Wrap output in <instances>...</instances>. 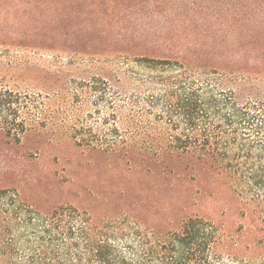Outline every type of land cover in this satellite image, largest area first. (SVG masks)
Segmentation results:
<instances>
[{
  "label": "rangeland",
  "instance_id": "obj_1",
  "mask_svg": "<svg viewBox=\"0 0 264 264\" xmlns=\"http://www.w3.org/2000/svg\"><path fill=\"white\" fill-rule=\"evenodd\" d=\"M192 1L0 0V76L12 89L63 91L66 107L57 117L84 124L100 123L108 111L97 89L103 78L111 90L118 86L123 90L116 100L128 105L135 98L146 107L142 125L159 120L162 108L149 110L145 101L158 96L160 86L141 83L160 73L131 61L118 66L116 57L128 52L152 57L188 55L204 59L208 66L229 59L236 64L231 71L237 79L214 88L232 89L242 99L256 94L263 99L264 0L256 5L241 0L243 16L236 23L223 13L227 0ZM246 5H250L247 10ZM150 8L182 12L181 20L170 19L166 31L149 38L204 45L181 54L132 47L140 40H124L123 27L128 35L139 28V21L120 20L125 12L142 16ZM240 76L246 80L239 81ZM257 111V119L248 123L216 120L220 129L238 130L236 144L226 148L221 160L225 172L237 177L231 189L192 181L205 171L199 174L177 166L164 173L159 168L129 166L68 143L39 145L31 135L16 141L0 133V191L8 193L0 196V264H99L94 249L102 240L111 245L109 252L115 258L157 264L163 249L158 246L161 234L176 229L190 215L223 229L209 254L212 264H264V189L247 176L250 170L264 171V99ZM175 119H163L166 136L203 133L201 122L192 127ZM55 134L68 137L62 131ZM70 209L79 212L70 214ZM56 210L51 222L71 229L69 236H54L51 244H40L35 226H24L23 221L32 217L39 223L37 213ZM82 228L89 235H83Z\"/></svg>",
  "mask_w": 264,
  "mask_h": 264
},
{
  "label": "trees",
  "instance_id": "obj_2",
  "mask_svg": "<svg viewBox=\"0 0 264 264\" xmlns=\"http://www.w3.org/2000/svg\"><path fill=\"white\" fill-rule=\"evenodd\" d=\"M191 3L194 1L191 0ZM225 3L223 13L227 18L234 23L242 19L240 18L243 16L241 0H227ZM251 3L256 5L257 0H251ZM248 7L250 5H246V10ZM181 12L177 8L175 11L165 13L150 8L142 16L133 15L134 12H125L120 21L129 19L139 21L136 23L139 28L127 35L128 31L123 27L126 34V38L123 39L129 41L139 39V43L132 45L135 48L146 47L156 51L176 50L180 54L186 50L201 48L204 44L198 42L158 41L149 38L151 34L166 31L165 24L170 19L181 20ZM215 14L220 16L218 10ZM186 18L188 20V15ZM54 20L50 19L51 22ZM152 21L156 23H151ZM234 23L230 25L234 26ZM116 59L118 66L131 61L160 73L143 79L141 83L160 86V94L156 97L151 95L145 101L149 110L158 106L162 108V113L157 118L159 120L142 125L140 118L147 113L146 107L139 105L138 100L133 96L128 105L116 100L115 96L121 97L123 90L120 86L119 89L111 90L110 83L104 78L98 81L97 89L99 100L108 111L105 112L100 123L84 124V122H71L57 117L59 110L62 113V109L66 107L63 91L12 89L0 76V133L16 141L31 135L37 139L39 145L54 142L68 143L83 151H96L110 158L119 159L129 166L159 168L164 173L177 166H184L199 174L202 171L206 172L203 175H195L192 181L213 185L224 184L230 189L233 188L237 177L225 172L221 160L226 155V148L236 144L238 130L234 128L228 132L226 129H220L221 126L217 125L216 120L221 124L240 121L248 123L256 120L259 116L257 110L263 107L264 99L257 94L242 99L232 89L214 88L224 82H234L237 79L231 71L232 67L236 66L234 61L219 59L214 65L208 66L203 63L204 59L188 55L152 57L132 55L129 52L118 55ZM202 74H205L203 78ZM238 78L239 81L246 80L243 76ZM167 118L169 122L177 118L181 123L192 127L201 122L204 125L203 133L185 137L166 136L163 119ZM58 131L67 133L68 137L65 139L59 137L55 134ZM248 172V178L257 187L264 189V171L260 169ZM7 194L4 190L0 191V196ZM10 194L19 196L16 192ZM58 210L50 214L37 213L39 223L33 222L36 219L32 217L24 219V226H35L36 237L40 244H51L54 236H66L71 230L51 222L57 217ZM68 211L70 214L79 212L77 209ZM136 232L139 234L140 230ZM81 233L85 236L89 235L83 228ZM222 233V227L211 220L198 215L186 216L176 229L161 234L163 240L158 246L163 249L157 254L159 261L157 264H212L209 254L216 248ZM69 243L74 244L73 241ZM110 250L113 251L106 240L98 242L94 249L96 261L99 264H147L137 259L127 261L122 257L115 258ZM149 251L153 252L152 246Z\"/></svg>",
  "mask_w": 264,
  "mask_h": 264
}]
</instances>
